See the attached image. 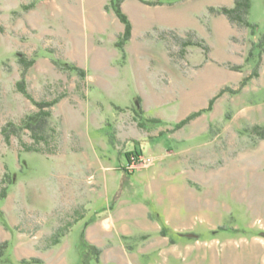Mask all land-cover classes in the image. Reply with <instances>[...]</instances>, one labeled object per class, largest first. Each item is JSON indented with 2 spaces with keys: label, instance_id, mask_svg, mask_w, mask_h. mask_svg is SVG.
Returning <instances> with one entry per match:
<instances>
[{
  "label": "rangeland",
  "instance_id": "rangeland-1",
  "mask_svg": "<svg viewBox=\"0 0 264 264\" xmlns=\"http://www.w3.org/2000/svg\"><path fill=\"white\" fill-rule=\"evenodd\" d=\"M126 1L134 25L139 3ZM197 1L214 15L232 0ZM109 2L0 0V189L4 174L12 181L0 199V264H264V138L253 129H264V53L247 61L264 0H252L254 33L232 23L231 43L212 42L204 19L203 43L184 57L180 39L195 40L192 30L144 33L136 23L123 57L125 26ZM23 56L35 59L32 99L17 87ZM56 99L44 140L23 129L5 141L7 122L22 125L35 101ZM132 152L146 163L130 175L122 167ZM110 208L133 221L125 232L95 226L89 253L82 231ZM173 220L189 226L182 239ZM160 232L174 236L166 243Z\"/></svg>",
  "mask_w": 264,
  "mask_h": 264
},
{
  "label": "trees",
  "instance_id": "trees-1",
  "mask_svg": "<svg viewBox=\"0 0 264 264\" xmlns=\"http://www.w3.org/2000/svg\"><path fill=\"white\" fill-rule=\"evenodd\" d=\"M125 0H110L109 5L110 8L115 12L117 15L118 19L124 24L125 26V31L123 32L120 40L118 43L116 42V47H118L122 52H123V57H125V45L127 42L131 39L133 35V24L132 21L130 20L129 16L124 12L123 10V3ZM146 3L150 5H160L164 3L168 4H174L177 2H180L182 0H143ZM252 7V0H235L234 6L231 8H225L221 7L219 9H214L213 7L210 8V11L215 14H224L228 17V19L231 21V23L238 24L241 26H246L252 29V33H254L255 28H257V24L251 23L249 20V14L250 10ZM190 35H194L196 37L195 40L191 41L190 39H180V46H181V56L184 57L186 55V49L190 45H195V46H201L203 43L202 40L198 38V35L192 31L191 33L189 32ZM264 53V32L260 35V38L257 43L253 44V47L251 51L249 52V56L247 57V61L250 62V59L254 56H257L259 60L262 57V54ZM21 64L24 66V70L22 71L21 79L17 83L18 89L24 93L26 96L32 99L30 94L28 93L26 89V74L28 71V68H30L34 62L35 59H28L23 57H19ZM254 72L256 75H258V67H259V61H257L256 64H254ZM70 68L78 71L79 73H83V70L80 69L76 65H69ZM58 102V99L54 101H46V102H37L35 101V104L39 108V111L34 113L33 115H30L23 121L22 125H15L12 122H7L6 125H4L1 129V132L5 138V141L10 144L11 142V137L13 135H17L20 130L23 129H28L31 132V135L34 139L35 143H38L42 140L45 139V133L47 130V125H48V119L51 116V110L50 108ZM213 102V100H212ZM211 106V105H210ZM211 109V108H209ZM141 110V108H140ZM202 111H196L195 113H191L189 116H187L185 119L181 120L178 124L177 127L181 128L184 125L188 124L191 120L194 118L198 117V115L201 114ZM148 122L152 124H158L161 122L159 118H147L146 119ZM143 123L140 121V125ZM254 132L257 133L259 136L264 138V129H262L259 126H255ZM26 151H35L39 152L40 149L38 147H32V146H25ZM141 156V153H127V164L131 163L132 161H139ZM122 169L130 175H133V172L129 171L126 166H123ZM3 186L0 189V199L6 198V195L8 193V185L12 183L11 177L9 173L4 174L2 178ZM88 224V223H86ZM60 232V233H59ZM58 233L53 235V243L52 244H58L60 242V238L65 235V233L61 232V229L59 230ZM85 231H82V242L83 244L86 245L88 252H98V248L96 245L92 244L89 242L86 238ZM7 247V242L0 243V261H2V258L4 257V251L6 250ZM89 256V254H88Z\"/></svg>",
  "mask_w": 264,
  "mask_h": 264
},
{
  "label": "crops",
  "instance_id": "crops-1",
  "mask_svg": "<svg viewBox=\"0 0 264 264\" xmlns=\"http://www.w3.org/2000/svg\"><path fill=\"white\" fill-rule=\"evenodd\" d=\"M126 1V0H125ZM124 1V3H125ZM127 2V1H126ZM195 0H186L175 3V4H168L164 3L163 5H156L157 8H151L149 5H147L146 2L143 0H138V6L139 9L136 13L133 14V17L135 20L133 25V35L136 31V25L138 26V29L141 31L147 32L152 31L154 29H161V30H174L177 32H186L189 30L194 31L197 35L203 36V32H205V24L203 23L204 19L207 20V24L209 26V29L211 31V41L212 42H220L222 44L231 43V33L233 31V24L228 19V17L224 14H214L211 15L208 13L207 7L204 4H200V2L194 3ZM123 3V5H124ZM182 4V6H180ZM191 5V7H190ZM234 5V1H231L230 6L232 7ZM136 23V25H135ZM200 37V36H199ZM143 154V152L141 153ZM168 182H173V178H170ZM165 183L167 181L165 180ZM158 186V184H157ZM163 187V186H162ZM164 188V187H163ZM170 191V190H169ZM171 193L174 195V191L171 190ZM178 197L177 195H175ZM172 198V195H171ZM179 198V197H178ZM181 198V196H180ZM121 201H125L122 199ZM112 210L111 208L108 210L110 212ZM116 209L113 208L111 211V214L109 217L104 218L101 220L102 215L98 216L96 220L92 221L91 224H88L85 229L86 238L88 236L93 239H97L98 237L94 235V232L96 231L94 228L96 226L97 228V234L101 233L103 234L105 231H109L111 226H118V229L116 232L123 231L125 232V225L131 223L133 221L132 219H129L128 216H124L122 214L115 213ZM120 212V211H119ZM129 219V220H128ZM108 220V221H107ZM106 221V222H105ZM173 223H175V220H173ZM172 225V224H171ZM158 226L161 228L160 223ZM174 228V233L177 234L178 239H182L183 235L179 232L186 230L189 226L186 225H180L179 222L172 225ZM112 229V228H111ZM161 233V234H160ZM158 233L159 240H169L172 238L173 232H166ZM166 241V243H167ZM165 243L162 244V246ZM164 250V248H162ZM173 251V250H172Z\"/></svg>",
  "mask_w": 264,
  "mask_h": 264
},
{
  "label": "built area",
  "instance_id": "built-area-1",
  "mask_svg": "<svg viewBox=\"0 0 264 264\" xmlns=\"http://www.w3.org/2000/svg\"><path fill=\"white\" fill-rule=\"evenodd\" d=\"M140 163H141V165L144 164V163H146V160L142 156H140L139 161H132L131 163H129L126 166H128L127 169L129 171L133 172V171L136 170L135 168L140 165Z\"/></svg>",
  "mask_w": 264,
  "mask_h": 264
}]
</instances>
